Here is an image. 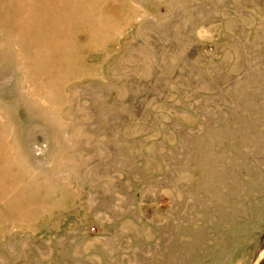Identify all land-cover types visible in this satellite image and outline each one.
I'll return each mask as SVG.
<instances>
[{
  "label": "rangeland",
  "instance_id": "obj_1",
  "mask_svg": "<svg viewBox=\"0 0 264 264\" xmlns=\"http://www.w3.org/2000/svg\"><path fill=\"white\" fill-rule=\"evenodd\" d=\"M264 0H0V264H258Z\"/></svg>",
  "mask_w": 264,
  "mask_h": 264
},
{
  "label": "water",
  "instance_id": "obj_2",
  "mask_svg": "<svg viewBox=\"0 0 264 264\" xmlns=\"http://www.w3.org/2000/svg\"><path fill=\"white\" fill-rule=\"evenodd\" d=\"M258 264H264V256L261 257V259L259 260V263Z\"/></svg>",
  "mask_w": 264,
  "mask_h": 264
}]
</instances>
